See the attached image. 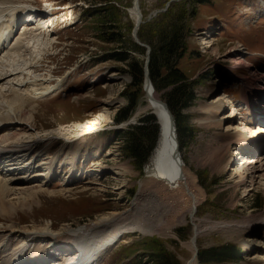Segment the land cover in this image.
<instances>
[{
    "label": "rangeland",
    "instance_id": "obj_1",
    "mask_svg": "<svg viewBox=\"0 0 264 264\" xmlns=\"http://www.w3.org/2000/svg\"><path fill=\"white\" fill-rule=\"evenodd\" d=\"M23 1H30L34 9L40 8L46 24V34L40 32V38L52 42L43 51L40 42L36 48L33 43L23 46L22 54H28L15 68L19 67L26 75L15 77L30 84L40 80L35 84L42 85L41 88L46 83L57 82L61 87L42 98L30 97L25 105L27 126L20 129V126L14 125V128L6 124L8 128L5 127L0 136L15 133L17 139L23 137L15 143L34 142L33 155L42 156L43 167L57 158L55 163L60 176L43 184V188L44 179L32 180L26 186H13L18 192L32 194L27 204L21 199L12 200L13 215L0 213L1 226L31 229L49 225L54 230L61 226L76 229L110 212L132 216L134 209L142 210V206H146L152 210L163 202L151 188L143 184V188L140 187L144 181V166L158 144L159 121L148 110L147 91L142 87L141 92L135 93L136 103L128 120L116 124L118 110L127 106L128 95L133 91L128 88L132 80L126 63L114 60L113 56L117 52L118 55L125 53L144 66L147 49L151 54L158 40V31L152 32V29L159 30L156 26L164 19L159 16L168 13V18L172 19V15L177 18L183 11V19L179 20L184 24L187 52L178 68L193 82L195 94L193 104L181 112L189 117L187 128L193 133L183 143L178 137L177 120L172 115L180 155L196 178L194 193H200L193 209L195 213L192 219L186 213L184 221L174 220L169 226L166 222L172 220L175 213L166 204L156 222L159 232L123 233L98 264H155L150 256L161 250L175 264H188L192 257L195 264L247 263L252 251L243 247V239L253 236L264 244V176L259 179L257 174L249 172L244 181L240 180L236 169L246 157L234 154V147H225L229 140L225 129L205 125L202 120L211 116L205 110L207 103L212 100L216 103L219 98L223 101L225 93L231 104L222 105L224 116L230 114L234 105L245 109V112L237 111L236 118L247 119V110L240 104L243 94L249 95L250 101L254 100L252 91L260 92L264 84V0H139L142 25L137 38L143 47L133 38L134 22L129 12L133 0ZM98 8L108 10L97 13ZM140 33L143 40L139 38ZM113 34L119 36L121 43L109 41ZM133 44L142 51L136 50ZM238 58L243 60V67L235 68L233 60ZM7 80H3L4 87L0 90L4 94L0 96L4 108L7 105L1 101L13 97L12 84ZM245 84L249 89L243 88ZM20 90L27 89L21 85ZM18 91L13 90L18 95H27ZM154 92L158 100L165 103L168 90L160 88ZM3 107L0 115L7 110ZM148 116L153 117L151 124L157 138L151 153L138 167L123 153L121 132L131 131ZM249 152L251 155L246 160L258 154L264 157V141ZM256 166L251 164L248 169L252 167L255 171ZM173 203L177 204L172 201V208ZM256 222L259 230L252 232V228H247ZM194 229L197 231L196 256L190 245ZM261 249L264 250V245ZM207 251L210 254L205 255ZM220 252L224 255L214 256Z\"/></svg>",
    "mask_w": 264,
    "mask_h": 264
},
{
    "label": "bare ground",
    "instance_id": "obj_2",
    "mask_svg": "<svg viewBox=\"0 0 264 264\" xmlns=\"http://www.w3.org/2000/svg\"><path fill=\"white\" fill-rule=\"evenodd\" d=\"M22 1L0 0V41L11 39L14 42V48L12 50H7L12 46L11 43L5 44L8 48L2 47V50H0V90L2 91L4 87L3 80L7 79V82H11L12 84L10 87H13L10 90L13 97L1 101L7 105V108H4V105L0 104L3 109H7L0 115V129L7 127L6 124H11L8 126L12 127L14 125L20 126V129L26 127L28 118L26 117L25 105L28 99L30 97L42 98L57 92L61 87L58 82L53 85L46 83L41 88L42 85L38 87L35 84H39L38 81L40 80H35L31 84L23 80H17L18 74L21 76L26 75V73H23L24 71L21 72L19 67L15 68L18 63H21L22 58H25L28 54L26 52L22 54L21 51H24L23 46L28 47L33 43L34 48H36L40 42V48L43 47V51L52 42L49 41L47 43L48 39L43 40L40 38L39 33L46 28L45 17L42 15L40 8L34 9L29 5L30 3L28 2L30 1ZM24 12L30 13L29 19L26 21L30 26L27 27L24 25L21 29L17 28V32L14 33V24L19 22ZM129 12L135 27L138 21H141L139 16V1L136 5V0H133L132 8L129 9ZM24 17L25 15L22 16V18ZM18 31L21 32L20 35ZM46 38H48V35ZM14 56L18 61L15 60ZM12 61L14 62L13 64ZM242 62L243 60L241 58L233 60L236 66L235 68L243 67ZM16 75L17 77H15ZM111 77H114V75ZM21 85L25 86L27 90L21 91ZM144 88L147 91V108L157 117L160 130L157 147L151 153L144 166V181H142L140 187L144 185L145 188H151L152 193L155 192L163 202L155 206L152 210L146 206H142V210L134 209L136 211L132 216L110 212L108 215H103L98 218L96 222L76 229L61 226L58 230H54L49 225H44V227L40 228L16 229L3 228L0 224V264H43L49 258L51 263L48 264H53V261H57V264H98L100 258L117 242L123 233L128 231H137L142 234L159 232L160 226L156 222L161 216V212L166 204L170 205L171 208L169 207V210L175 213L172 215V220L167 221L169 218H166L168 225L169 223L172 224L174 220L178 221L181 219V221H184L186 213L189 216L193 215L194 206L200 197V193H194L196 178L190 174L180 155L175 125L171 115L168 114L167 109L156 97L154 89L145 80ZM243 88L249 89L247 84ZM16 89H19L18 92H26L27 95L21 96L14 93L13 90ZM1 91L0 96H3L4 94ZM257 93L263 94L255 95L254 100L251 101L249 100V95L246 96L243 94V98L241 97L244 103L243 107L247 110V119L236 118V112L240 110V107H235L234 105L231 106L230 114L224 116L222 113V105H224V102L231 104L230 98L224 94L225 98L223 101L219 98V100H216V103H214V100L207 103L205 110L211 116L202 120V122H205V125H215L225 129V135L229 138L225 147L227 149L230 146L234 147V154H241L242 157L244 155L246 159H248L249 154L251 155L249 151L257 147V143L264 141V126H257L253 119H250V115L257 113L259 109L257 102L264 101V84L260 86V92ZM218 102H221V104L219 105ZM1 106L0 110H2ZM261 108H263V105ZM262 116L264 117V111L262 112ZM14 120H17L15 122L16 124ZM11 130L14 129L12 128ZM22 138L17 139L15 133L0 136V213L8 216L13 215V199H21L22 202L27 204L29 201L28 198L32 194L18 192L13 186H26L32 180L44 179V182H41V187L43 188V184H46L52 179L58 180V176H60V173L56 169L57 158L50 165H47V167H43L42 156L39 154L33 155L36 152V144L34 142L31 144L14 142L22 140ZM250 158L249 160L242 159L241 164L236 169V172L239 174V179L242 181L245 180V174L249 172L250 174H257V178L259 179L264 176V173H259L264 172V157L258 154L254 158L251 156ZM75 160L76 158H74ZM251 164H254V166L257 165L255 171L251 169L252 167L248 169V166ZM38 169L40 172H43L41 175L34 174L39 172ZM73 170L70 173L74 174ZM242 181L239 184L242 185ZM252 182H250V186ZM172 201L177 203H173L174 208H172ZM251 224V226L246 227L249 229L252 228V232L259 230L257 229V222ZM251 231L249 233H252ZM195 241L196 238L190 242L191 249L194 253L196 252ZM241 244H243L244 248L252 251L247 256V261H245L247 263L245 264H264V250L261 249L264 244L260 240L255 239L253 236H246ZM33 255L34 258H32ZM188 264H195V258L192 257Z\"/></svg>",
    "mask_w": 264,
    "mask_h": 264
},
{
    "label": "trees",
    "instance_id": "obj_3",
    "mask_svg": "<svg viewBox=\"0 0 264 264\" xmlns=\"http://www.w3.org/2000/svg\"><path fill=\"white\" fill-rule=\"evenodd\" d=\"M107 8H98L95 12L105 13ZM108 13V12H107ZM179 12L181 16L175 17L172 15V19L168 18L167 14L160 15L159 18L162 19L159 24H157L155 30L152 32H157L158 40L156 45L153 47V51L150 54V61L148 65L149 78L154 87V90L159 91L161 89H167L168 92L164 99L170 112L175 116L178 125V137L183 143L193 136L192 130L188 129V119L187 115H182V111L190 107L194 100V84L189 81L184 75L183 71L178 68L180 60L184 57L187 52V45L184 41V24L182 20L183 14ZM172 20V21H171ZM170 23L168 28L165 25ZM143 29V28H142ZM148 34V33H147ZM119 36L113 34L110 36L109 41H120ZM148 38L150 36H147ZM139 38L143 40L141 33ZM134 48L138 51H142L140 47L133 44ZM122 47V46H120ZM115 54L113 59L119 62H125L127 65V73L131 76V83L128 85L130 93L127 99V106L123 109L118 110L115 116L116 124L123 123L128 120L133 112L135 105V93L141 92L144 82V66L141 63L132 61L129 56L124 54ZM122 55V56H120ZM153 122V117L148 116L141 120V125L134 126L131 131L121 132L123 135V153L124 155L132 158L136 165L139 167L142 162L149 156L152 149L154 148V143L156 142L157 133L155 127L151 124ZM228 251H225V253ZM232 254V252H229ZM208 255L210 252H204ZM216 255H224L223 252ZM201 257V256H200ZM203 257V254H202ZM150 260L155 264H175L171 257L164 253L162 250L160 252H155L151 254Z\"/></svg>",
    "mask_w": 264,
    "mask_h": 264
},
{
    "label": "water",
    "instance_id": "obj_4",
    "mask_svg": "<svg viewBox=\"0 0 264 264\" xmlns=\"http://www.w3.org/2000/svg\"><path fill=\"white\" fill-rule=\"evenodd\" d=\"M138 1H139V0H136V5L138 4ZM139 16H140V19H141L142 16H141L140 14H139ZM141 25H142V21L139 20L138 23H137V24L135 25V27H134V30H133V38L135 39V42H136L140 47H143V45H142L140 42H138V38H137V32H138V30H139V28H140ZM149 54H150V49L148 48V49H147V53H146V62H145V65H144V80L147 81L148 84H149V86H151V87L153 88L152 83H151L150 78H149V71H148V65H149ZM153 89H154V88H153ZM144 91H145V88H144ZM162 104H163L164 107L167 109L168 114L171 115V117H172V121H174V117H173L172 113L170 112V110H169L167 104L164 103V102H162ZM194 213H195V211H194ZM194 213H193V214H194ZM192 217H193V215H192L190 218L192 219ZM195 237H196V231H195V229H194V236H193V239H195ZM196 255H197V254L195 253V256H196Z\"/></svg>",
    "mask_w": 264,
    "mask_h": 264
}]
</instances>
